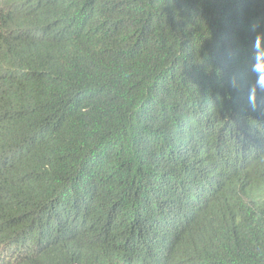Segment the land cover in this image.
<instances>
[{
  "label": "trees",
  "instance_id": "trees-1",
  "mask_svg": "<svg viewBox=\"0 0 264 264\" xmlns=\"http://www.w3.org/2000/svg\"><path fill=\"white\" fill-rule=\"evenodd\" d=\"M253 25L264 0H0V264H264Z\"/></svg>",
  "mask_w": 264,
  "mask_h": 264
},
{
  "label": "clouds",
  "instance_id": "clouds-1",
  "mask_svg": "<svg viewBox=\"0 0 264 264\" xmlns=\"http://www.w3.org/2000/svg\"><path fill=\"white\" fill-rule=\"evenodd\" d=\"M258 25H253L251 31L256 33L254 48L257 49L256 63L253 66V71L257 74L255 81L248 89L247 101L253 110L264 108V63L260 62L261 45H264V33L257 31ZM231 86L236 89L238 87L237 78L233 76Z\"/></svg>",
  "mask_w": 264,
  "mask_h": 264
}]
</instances>
